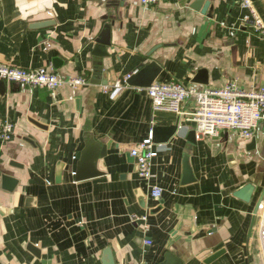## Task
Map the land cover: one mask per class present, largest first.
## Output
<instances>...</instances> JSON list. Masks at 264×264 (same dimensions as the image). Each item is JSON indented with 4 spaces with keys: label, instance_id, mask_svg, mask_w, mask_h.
Segmentation results:
<instances>
[{
    "label": "crops",
    "instance_id": "0c3cea01",
    "mask_svg": "<svg viewBox=\"0 0 264 264\" xmlns=\"http://www.w3.org/2000/svg\"><path fill=\"white\" fill-rule=\"evenodd\" d=\"M197 2L0 0V62L51 64L89 79L55 89L0 82V119L14 123L0 141V264H103L107 248L113 264H157L167 251L180 264H264V121L251 148L252 138L233 129L192 137L193 99L181 112L153 109L147 86L125 78L154 59L161 64L154 81L264 84V38L241 22L240 0ZM254 4L264 19V0ZM101 33L109 43L100 56L93 49ZM117 78L121 87L112 85ZM149 128L162 146L145 179L129 149ZM87 140L106 146L95 166L102 173L71 179L73 155ZM2 174L16 179L12 189L2 187ZM248 181L250 198L234 195ZM150 184L162 187L160 197ZM133 213H146V228Z\"/></svg>",
    "mask_w": 264,
    "mask_h": 264
},
{
    "label": "built area",
    "instance_id": "2783aa9c",
    "mask_svg": "<svg viewBox=\"0 0 264 264\" xmlns=\"http://www.w3.org/2000/svg\"><path fill=\"white\" fill-rule=\"evenodd\" d=\"M139 1L143 5H149L158 0ZM240 4L246 8L241 22L250 24L253 30L264 38V19L257 11L254 0H240ZM129 74L127 73L125 78ZM0 80L30 87L45 86L50 89H55L63 84L76 87L89 83L88 77L84 74H58L51 64L22 67L2 62H0ZM112 85L121 87L122 82L117 78ZM146 89L153 109L181 112L182 103L186 99H193L192 116L196 122L194 130L197 137L218 135L220 130L225 128L235 130L244 139H251L255 136L260 122L264 121V84L246 89L241 87L237 78L234 77L220 86L204 85L198 87L172 79L153 81ZM13 131L14 123L12 121L6 118L0 119V141L10 139ZM161 146V143L154 145L153 129L149 128L147 135L137 145L129 149V153L135 157L136 170L139 176L145 179L152 177L151 160ZM149 191L153 197L157 198L162 194V187L158 184H150ZM146 217V213L132 214L133 220H142L143 228L147 227ZM144 241L150 243L151 239L145 238ZM258 242L264 262L263 215L259 221Z\"/></svg>",
    "mask_w": 264,
    "mask_h": 264
},
{
    "label": "water",
    "instance_id": "95a60500",
    "mask_svg": "<svg viewBox=\"0 0 264 264\" xmlns=\"http://www.w3.org/2000/svg\"><path fill=\"white\" fill-rule=\"evenodd\" d=\"M199 1L200 0H198V2ZM198 2L193 3L192 6L197 8ZM46 22L50 23V21H46ZM107 26L108 25L106 24L104 25L105 28L103 29V33L105 30H107ZM101 35H99L98 38L96 39L97 43L95 45V49H93V53L96 55H100V56L107 54V51L102 48L105 47V44L109 43V37H106V36L104 37L102 33ZM99 47L101 49H99ZM160 70H161V64L157 60L151 59L143 63L142 65H140L135 71L131 72L129 76L126 78V81L127 83L133 84V85L149 86L155 80ZM203 81H206V80L203 79ZM194 134H195V130L194 129L190 130V135L192 137L194 136ZM254 145H255V138H252L248 142L247 147L251 148ZM105 152H106L105 145H102L101 147L98 148L96 142L87 140L84 147L75 155L77 157V161H76V165L74 168V173H72V170L69 171L70 178L80 179V178H85L88 176L102 173V171L98 170L95 166H96L98 157L103 156ZM184 170H185V173L183 175V181H190L191 179H193V176L191 175L190 167L186 160L184 161ZM56 178H59V174L56 175ZM1 182H2V187L6 189H12L13 186L15 185L16 179L10 175L2 174ZM254 187H255V184L248 181V182L243 183L239 187H237L233 191V193L234 195H236L237 197L243 200H248L250 198V195ZM260 200H258V202L256 203L254 213H256L257 211V208L260 204ZM105 251L108 256V261H104L103 264H113V258L111 257L110 249L107 248ZM220 252H222V250H218L215 253L211 254L209 258L216 256ZM157 264H180V260L170 251H167L165 253L164 259L158 262Z\"/></svg>",
    "mask_w": 264,
    "mask_h": 264
},
{
    "label": "rangeland",
    "instance_id": "374dc122",
    "mask_svg": "<svg viewBox=\"0 0 264 264\" xmlns=\"http://www.w3.org/2000/svg\"><path fill=\"white\" fill-rule=\"evenodd\" d=\"M263 143H264V141H263Z\"/></svg>",
    "mask_w": 264,
    "mask_h": 264
}]
</instances>
